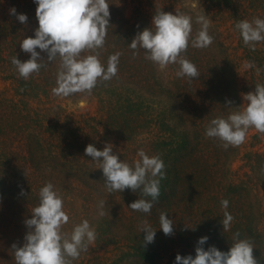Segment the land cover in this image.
I'll use <instances>...</instances> for the list:
<instances>
[{"label": "trees", "instance_id": "obj_1", "mask_svg": "<svg viewBox=\"0 0 264 264\" xmlns=\"http://www.w3.org/2000/svg\"><path fill=\"white\" fill-rule=\"evenodd\" d=\"M157 1L162 7L149 12L140 0L133 16L127 18L122 12L124 0H107L110 26L104 47L98 50L99 59L106 67L110 55L121 53L118 72L109 81H98L90 94L62 97L96 99L102 113L98 116L70 114L55 103L52 89L56 87L58 58L45 62L27 80L19 76L11 58L29 59L20 43L34 38L37 5L34 0H0V80L10 82L13 91L0 90V264H16L11 246L23 245L28 231L24 221L31 218L39 203V190L49 182L61 196L64 211L72 194L83 201L85 215L72 227L63 225V234L70 235L75 225L87 220L97 234L94 243L99 250L115 245L122 250L116 259L104 262L100 257L90 262L81 252L72 264H174L177 254L194 257L197 241L205 236V250L214 246L222 252L237 239H247L258 264H264V154L244 153L250 172L241 175L234 163L244 143L225 149L222 141L205 135L212 119L227 118L243 109L239 66L227 43L232 30L242 57L260 69L259 75L256 68L250 69L255 85L264 84V41L256 43L253 51L235 28L239 21L264 19V0H196L198 6L193 8L195 0ZM13 7L17 14L28 17L26 24L9 14ZM160 10L190 15L193 37L200 29L197 16L204 14L211 21L208 31L213 43L204 49L189 45L183 54L196 65L198 78H178L179 65L160 70L145 58L144 50L129 48L138 32L151 27L152 17ZM89 54L93 53L85 51L81 56ZM40 55L47 61L46 53ZM112 135L125 141L147 136L142 138L147 141L135 142L147 144L165 164L166 178L161 180L160 196L150 214L127 208L137 199L150 197L140 190L109 193L102 171L84 154L89 144L103 150L106 138ZM258 138L260 134L253 136ZM113 152L121 161L134 164L117 149ZM224 199L229 202L227 209L221 206ZM101 200L106 201L103 217L98 215ZM224 211L234 217L227 231L221 223ZM161 212L173 220L171 236L160 230ZM142 221L157 230L151 244H143Z\"/></svg>", "mask_w": 264, "mask_h": 264}, {"label": "clouds", "instance_id": "obj_2", "mask_svg": "<svg viewBox=\"0 0 264 264\" xmlns=\"http://www.w3.org/2000/svg\"><path fill=\"white\" fill-rule=\"evenodd\" d=\"M34 3L37 5L35 17L38 22L34 38H25L20 43L21 50L29 54V59L21 62L15 55L11 58V64L20 77L27 80L32 74L39 73L46 66L45 62L50 64L58 58L59 70L52 92L57 97L67 98L76 93L90 94L98 81H109L116 76L121 53L110 55L105 67L98 51L104 47L110 26L107 0H34ZM9 14L21 24L27 23L28 17L17 14L14 7L9 9ZM196 23L200 29L193 37L190 15L160 10L152 17L151 27L138 32L128 46L132 50H144L145 58L155 63L160 70L172 64L179 65L175 75L191 81L200 74L196 65L183 54L189 45L204 49L213 43L208 31L211 23L208 17L199 15ZM235 28L240 32L243 43L253 51L256 43L264 41V19L239 21ZM85 51L93 54L82 57ZM41 52L46 53L47 61L41 57ZM133 54H136L135 51ZM244 66L256 68L251 61H245ZM256 73L260 74L259 68H256ZM242 98L245 102L242 111L235 110L227 118L212 119L205 130L206 137L222 141L225 149L244 143L250 128L264 134V84H256L254 91ZM227 103L231 104V101ZM84 154L91 157L102 171L104 185L109 193H121L125 189L132 192L140 190L144 197H150V200L137 199L127 206L132 211L150 214L160 196L161 180L166 178L165 164L159 155L150 157L140 149L137 152L140 159L129 165L113 152L111 144H105L103 150H97L89 144ZM20 194L24 195L23 190ZM228 204L226 199L221 201L224 209H227ZM105 205L104 200L98 203V215L101 217L105 215ZM167 217L166 213L161 212L160 230L164 235L171 236L174 231L173 220ZM233 219L228 211H224L221 222L223 230L230 229ZM68 221L61 196L53 190L50 182L46 183L39 190V203L32 209L31 218L24 221L28 231L23 245L17 247L14 243L11 246L16 264H72V260L77 259L81 252L88 250L97 234L87 220L75 225L70 235L63 234L61 229ZM140 231L145 234L144 245L154 242L157 230L147 221L141 222ZM235 236L239 237V233ZM207 240V236L199 238L195 256L182 257L177 254L174 264H258L253 256V244L247 239H237L227 252L219 251L214 246L205 250L203 245Z\"/></svg>", "mask_w": 264, "mask_h": 264}, {"label": "rangeland", "instance_id": "obj_3", "mask_svg": "<svg viewBox=\"0 0 264 264\" xmlns=\"http://www.w3.org/2000/svg\"><path fill=\"white\" fill-rule=\"evenodd\" d=\"M140 0H124V3L122 5V12L123 14L129 18L132 17L134 14V11L136 9V6ZM145 4V9H147L149 12H153L155 7L158 5L162 7L158 3L157 0H143ZM197 1L195 0L192 8L197 7ZM233 30L231 31V34L227 35V43L230 46V51L232 52L233 56L235 57L236 63H238L239 66V90L241 97L243 95L254 91L255 88V82L253 81V78L250 74V69L245 68V59L242 57V51L238 49L237 41L235 40V35L232 34ZM9 88H12L10 82H4L0 80V90L3 91L5 89L10 90ZM13 91L10 90L9 94H12ZM55 103L61 104L64 111L70 114L74 115H98L101 116L102 113L99 112L98 102L96 99H86V100H80V101H73L72 99H63L62 97H57L55 100ZM244 101L242 98V106L244 107ZM243 110V109H242ZM255 134H260L261 138L253 139V136ZM147 136H141L140 139L137 140H129L125 141L124 139H118L115 137V135L109 136L106 138V143L111 144L113 146V149H117L119 152L125 154L129 159L136 161L140 159L137 156V152L140 149H143L147 155L150 157L153 156L150 149L147 147V144H142L140 142L135 141H147L142 138H146ZM252 145L254 147H252ZM244 148L242 150V154L237 158L236 162L234 163V168L236 170L240 171L241 175H244L245 173L250 172L248 161L245 159V154L248 151H259L260 153L264 154V136L261 133H258L255 131L254 128H250L248 130L246 141L243 144ZM245 159V160H244ZM242 179V178H241ZM70 204L68 205L67 210L65 211L66 214L69 216V221L66 225L69 227H72L75 223H78L81 218L85 215L83 208L81 207V204H83V201H81V198L75 196L72 194V198L69 201ZM69 232V229H68ZM106 247L104 249L99 250L95 243H91L88 246V250L85 252V258L89 260L90 262L94 260L96 257H100V260L102 262L105 261L106 258L108 259H116L121 253V249H116V245L114 246H103Z\"/></svg>", "mask_w": 264, "mask_h": 264}]
</instances>
